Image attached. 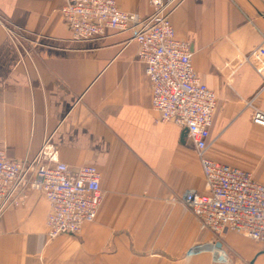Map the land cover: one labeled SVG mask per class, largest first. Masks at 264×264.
Wrapping results in <instances>:
<instances>
[{
    "label": "crops",
    "instance_id": "crops-1",
    "mask_svg": "<svg viewBox=\"0 0 264 264\" xmlns=\"http://www.w3.org/2000/svg\"><path fill=\"white\" fill-rule=\"evenodd\" d=\"M112 1L151 14L147 0ZM163 1L217 98L206 156L264 185V128L251 122L254 110L264 114V74L242 62L264 45V0ZM63 4L0 0V150L18 161L47 142L70 170L97 169L102 202L79 236L48 240L49 205L28 191L0 212V264H264L260 244L232 232L216 238L182 204L185 193H204L201 165L184 130L152 111L130 33L74 41ZM240 238L248 253L236 248Z\"/></svg>",
    "mask_w": 264,
    "mask_h": 264
},
{
    "label": "built area",
    "instance_id": "built-area-1",
    "mask_svg": "<svg viewBox=\"0 0 264 264\" xmlns=\"http://www.w3.org/2000/svg\"><path fill=\"white\" fill-rule=\"evenodd\" d=\"M147 3L151 14L144 18L121 12L112 0H64L60 15L74 41L98 38L107 31L130 33L129 41L138 46L137 57L150 85L152 111L160 122L186 131L201 165L204 193L189 191L182 204L216 238L232 232L264 249V185L250 173L206 156L216 95L194 72L191 46L177 39L168 5L163 0ZM242 62L262 76L264 45L245 55ZM251 122L264 128V114L254 110ZM28 191L42 194L49 205L48 240L79 236L85 225L94 222L102 202L97 169L70 170L47 142L33 158L18 161L0 150V212L22 204Z\"/></svg>",
    "mask_w": 264,
    "mask_h": 264
},
{
    "label": "rangeland",
    "instance_id": "rangeland-1",
    "mask_svg": "<svg viewBox=\"0 0 264 264\" xmlns=\"http://www.w3.org/2000/svg\"><path fill=\"white\" fill-rule=\"evenodd\" d=\"M235 246L238 249V251L242 252V253H248L251 248L249 246V244L247 243V241L240 239H235ZM264 255V254H263ZM262 256V255H261ZM260 256V257H261ZM262 258V257H261ZM263 259V258H262ZM261 259H259L258 261H260Z\"/></svg>",
    "mask_w": 264,
    "mask_h": 264
},
{
    "label": "water",
    "instance_id": "water-1",
    "mask_svg": "<svg viewBox=\"0 0 264 264\" xmlns=\"http://www.w3.org/2000/svg\"><path fill=\"white\" fill-rule=\"evenodd\" d=\"M184 133L186 134V131H184ZM221 248V244L220 243H216L214 246H211V245H204V246H201L197 251L198 252H203V251H210V250H218Z\"/></svg>",
    "mask_w": 264,
    "mask_h": 264
}]
</instances>
